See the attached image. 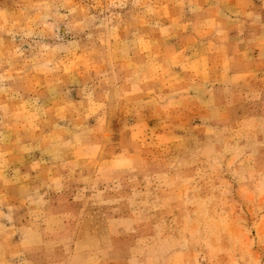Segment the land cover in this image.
<instances>
[{
    "label": "clouds",
    "instance_id": "clouds-1",
    "mask_svg": "<svg viewBox=\"0 0 264 264\" xmlns=\"http://www.w3.org/2000/svg\"><path fill=\"white\" fill-rule=\"evenodd\" d=\"M0 264H264V0H0Z\"/></svg>",
    "mask_w": 264,
    "mask_h": 264
},
{
    "label": "rangeland",
    "instance_id": "rangeland-1",
    "mask_svg": "<svg viewBox=\"0 0 264 264\" xmlns=\"http://www.w3.org/2000/svg\"><path fill=\"white\" fill-rule=\"evenodd\" d=\"M150 151H153V152H159V149L156 148V147H152V146H150Z\"/></svg>",
    "mask_w": 264,
    "mask_h": 264
}]
</instances>
